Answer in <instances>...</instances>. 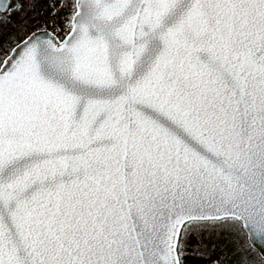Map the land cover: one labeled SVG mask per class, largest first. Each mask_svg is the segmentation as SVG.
<instances>
[{
	"label": "snow or ice",
	"instance_id": "6c2138e0",
	"mask_svg": "<svg viewBox=\"0 0 264 264\" xmlns=\"http://www.w3.org/2000/svg\"><path fill=\"white\" fill-rule=\"evenodd\" d=\"M0 264H264V0H0Z\"/></svg>",
	"mask_w": 264,
	"mask_h": 264
}]
</instances>
